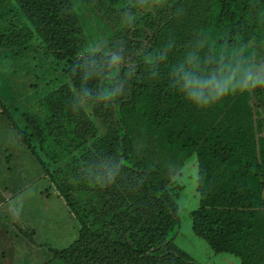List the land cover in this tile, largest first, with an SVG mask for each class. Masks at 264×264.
<instances>
[{"label":"trees","instance_id":"16d2710c","mask_svg":"<svg viewBox=\"0 0 264 264\" xmlns=\"http://www.w3.org/2000/svg\"><path fill=\"white\" fill-rule=\"evenodd\" d=\"M263 113L264 0H0V115L78 224L51 261L197 264L173 242L194 153L193 232L264 264Z\"/></svg>","mask_w":264,"mask_h":264},{"label":"rangeland","instance_id":"374dc122","mask_svg":"<svg viewBox=\"0 0 264 264\" xmlns=\"http://www.w3.org/2000/svg\"><path fill=\"white\" fill-rule=\"evenodd\" d=\"M118 30L119 27L109 36L101 32L96 36L97 44L109 47ZM134 50H127L125 57H119V64L131 62ZM30 65L25 60L19 62L12 82L16 97L20 96L19 91L26 95L30 90L28 85L33 80ZM197 176L198 163L193 153L175 177L182 187L176 194L179 225L173 233V242L197 264H241L237 256L215 252L193 232L191 213L199 206ZM77 234V221L63 198L42 172L37 159L0 115V264H60L50 260V248L68 245Z\"/></svg>","mask_w":264,"mask_h":264}]
</instances>
